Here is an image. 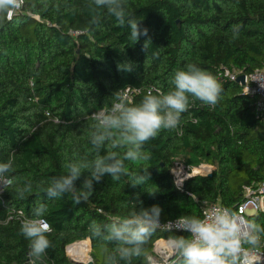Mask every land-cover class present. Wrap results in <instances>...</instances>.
<instances>
[{"label":"trees","instance_id":"16d2710c","mask_svg":"<svg viewBox=\"0 0 264 264\" xmlns=\"http://www.w3.org/2000/svg\"><path fill=\"white\" fill-rule=\"evenodd\" d=\"M24 1L21 13L0 18V162L12 159L17 185L31 183L32 191L23 198L14 189L0 196V264H29V242L19 228L37 203L47 206L53 229V247L37 264H74L65 249L84 240L91 243L93 264H104V249L113 245L90 237L92 221L103 224L152 205L161 207V222L202 215L201 202L235 211L244 188L264 181V125L254 100L237 83L217 77L221 66L244 74L264 66V0H128L148 29L135 44L127 27L103 10L94 13L89 0ZM93 15L98 23H91ZM233 25H241L237 38ZM127 63L133 71L121 70ZM188 63L214 75L223 91L215 107L195 101L178 128L146 143L148 161L126 162L131 172L149 168L148 183L132 187L127 176H105L87 202L74 204L70 193L47 197L48 182L66 174V163L95 158L88 135L92 114L110 107L114 93L140 88L131 101L138 102L149 90L167 92L176 70ZM178 157L214 172L188 179L179 190L171 173ZM250 219L264 224V214ZM173 235L186 236L156 230L132 264H149L156 240Z\"/></svg>","mask_w":264,"mask_h":264},{"label":"clouds","instance_id":"9594fccd","mask_svg":"<svg viewBox=\"0 0 264 264\" xmlns=\"http://www.w3.org/2000/svg\"><path fill=\"white\" fill-rule=\"evenodd\" d=\"M19 3L20 0H0V18ZM88 7L94 13L105 11L118 26L127 27L133 44L141 37H148L142 20L135 19L129 10L128 0H89ZM98 19V15H93L91 23H98ZM240 28L241 25H233V38L239 36ZM149 43L150 38L145 40L144 50H148ZM121 70L133 71L134 67L127 63ZM171 85L167 92L149 90L138 102L131 103L125 92L114 93L110 107L92 114L95 123L88 135L95 158L82 157L66 163V174L48 182L47 197L54 199L70 193L74 204L87 202L95 185L105 176L115 180L127 176L132 187L148 183L149 168H143L140 173L131 172L126 162L148 161L150 154L144 150L146 143L162 130L178 128L182 114L195 101L215 107L223 91L215 76L196 63L177 69ZM13 170L12 159L0 162V195L14 189L17 196L23 198L25 193L32 191V185L18 186ZM46 211L44 203H37L31 216H24L20 222L19 231L29 242V264H37L53 247L49 239L53 229L45 218ZM161 213L159 205H152L139 211L135 208L125 216L110 217L103 224L92 221L88 226L90 237L113 245L104 249V264H132L133 258L142 256L154 232L162 226ZM163 225L168 231L175 228L188 233L169 238L170 252L175 257L173 264H254V258L264 260V224L242 218L229 207L211 205L202 215H182Z\"/></svg>","mask_w":264,"mask_h":264},{"label":"built area","instance_id":"2783aa9c","mask_svg":"<svg viewBox=\"0 0 264 264\" xmlns=\"http://www.w3.org/2000/svg\"><path fill=\"white\" fill-rule=\"evenodd\" d=\"M24 5L25 1L20 0L19 6L7 13V18L12 19L17 14L21 13ZM242 76L245 77L244 84L238 83V79ZM217 77L222 82H233L242 87L243 94L251 97L254 100L253 107L256 119L264 125V66L261 69H258L250 74H244L241 71L230 69L226 66H221L218 70ZM123 92L127 94L128 101L131 102L134 95L140 94L141 89L127 88ZM46 116L50 118L54 123L60 122L58 119L52 117L49 112H47ZM189 172L190 171L183 165L179 166L177 165V163L174 164L171 173L173 175L174 185L177 189H184L185 182L191 177ZM211 205L221 206L220 204L209 202L205 204V202H201L200 207L202 210V214L204 213L205 208L210 207ZM235 212H237L242 218L247 219H250V217L252 216L264 214V181L246 186L244 188L243 200L237 206ZM18 215H22V212L18 211ZM167 222L168 221L161 222L162 226L158 228L157 231L167 234L183 233L188 235V233L178 231L175 228H173L171 231H168L166 225H163ZM168 241L169 238H159L156 240L153 252L157 260L155 258L150 259V264H173L175 257L170 252ZM82 245H84V247L86 248V257L84 259L78 256V249ZM65 252L70 260L81 261L84 264H93V259L90 256L91 243L89 240L72 243L66 247ZM254 264H264V260H257L254 258Z\"/></svg>","mask_w":264,"mask_h":264},{"label":"rangeland","instance_id":"374dc122","mask_svg":"<svg viewBox=\"0 0 264 264\" xmlns=\"http://www.w3.org/2000/svg\"><path fill=\"white\" fill-rule=\"evenodd\" d=\"M175 163H177V165H183L184 167H186V169H188L190 172H189V174H190V176H192L193 175V173H194V170L195 169H198L199 167H205L206 168V172L204 173V174H201V176H207V175H209V174H211V173H213L214 172V167L213 166H210V165H208V164H201V165H199V166H192V165H189V164H187L186 163V161H185V159L183 158V157H178V158H176L175 159V161H174V164ZM174 166V165H173ZM174 170V169H173ZM200 176V175H199ZM83 248H85L84 247V245H82V246H80V248L79 249H83ZM153 258H155V256H151L150 257V259H153ZM149 259V260H150ZM156 259V258H155ZM157 260V259H156ZM150 264V263H149Z\"/></svg>","mask_w":264,"mask_h":264},{"label":"bare ground","instance_id":"6f19581e","mask_svg":"<svg viewBox=\"0 0 264 264\" xmlns=\"http://www.w3.org/2000/svg\"><path fill=\"white\" fill-rule=\"evenodd\" d=\"M206 168L205 167H199L198 169L194 170V175H199V174H204L206 172ZM78 256H80L82 259H84L86 257V248L83 249H78Z\"/></svg>","mask_w":264,"mask_h":264},{"label":"water","instance_id":"95a60500","mask_svg":"<svg viewBox=\"0 0 264 264\" xmlns=\"http://www.w3.org/2000/svg\"><path fill=\"white\" fill-rule=\"evenodd\" d=\"M244 79H245L244 76L240 77V78L238 79V83H240V84H244ZM199 175L201 176V174H199ZM199 175H192L190 178H195V177H197V176H199ZM208 176H212V173L209 174ZM172 258H174V257H172ZM71 262L74 263V264H84V263L81 262V261H74V260H71Z\"/></svg>","mask_w":264,"mask_h":264}]
</instances>
